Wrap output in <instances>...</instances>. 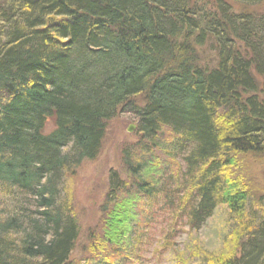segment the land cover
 <instances>
[{
	"label": "trees",
	"instance_id": "16d2710c",
	"mask_svg": "<svg viewBox=\"0 0 264 264\" xmlns=\"http://www.w3.org/2000/svg\"><path fill=\"white\" fill-rule=\"evenodd\" d=\"M237 1L244 12L221 1L0 0V264L135 262L159 201L190 231L228 208L222 250L197 247L193 264H264V195L243 177L246 157H264V0ZM119 112L136 118L138 141L121 153L126 177L108 171L98 229L76 255L64 181L98 158ZM154 153L184 154L182 172L151 166Z\"/></svg>",
	"mask_w": 264,
	"mask_h": 264
},
{
	"label": "rangeland",
	"instance_id": "374dc122",
	"mask_svg": "<svg viewBox=\"0 0 264 264\" xmlns=\"http://www.w3.org/2000/svg\"><path fill=\"white\" fill-rule=\"evenodd\" d=\"M217 1L227 4L234 13L244 12V5L237 0H205V3L202 0H195L197 6L200 7L205 4L208 6L207 9L211 10ZM262 7L263 5L259 6L258 10L261 11ZM202 8L204 9V7ZM249 9L257 10L256 7ZM212 60L213 54L208 47L202 48V63H210ZM106 125V134L98 158L92 162H83L73 175L67 176L64 181L63 187L80 229V236L75 246L76 255L80 254L82 248L87 244L89 232L98 229L99 207L106 192L108 171L116 170L121 178L126 177L122 168L121 153L125 147L133 146L138 141L137 121L133 115L127 112H119ZM130 127L132 131L128 132ZM52 129L53 124L49 120L45 125L44 132L48 133ZM175 155L173 162L168 163L170 161L164 154L154 153V157L151 156L147 162L151 166L157 165V163L162 166L169 164L173 167L171 169H177L181 173L184 154L175 153ZM244 166L243 177L245 184L249 186V190L257 197L264 195V157L257 159L248 156L244 160ZM158 171L159 169L153 170L155 173ZM151 178L153 179L154 175H151ZM164 178L163 176L162 179ZM144 179L147 178L144 177ZM169 184L171 182H168L167 185ZM161 205V201L156 203L152 207L154 214L149 215L150 222L146 226L144 223L143 226H140V235L146 232L153 238H142V245L137 248L138 260L129 261L127 264H177L176 262L178 264H193V257L197 255L195 248L200 246L205 249H214L212 252L216 251L217 255L219 254L216 249L219 247L220 251L222 250L221 236L223 237L222 232L224 231L222 223L229 216V210L225 205L219 204L214 208L212 216L205 221L198 231H190L185 228L183 221L175 220L174 214L166 207L161 209ZM125 225L127 226V224ZM125 225H122L123 229ZM231 238V234L228 233L227 240H231ZM161 247L164 248L161 249ZM207 251L209 250L207 249Z\"/></svg>",
	"mask_w": 264,
	"mask_h": 264
},
{
	"label": "water",
	"instance_id": "95a60500",
	"mask_svg": "<svg viewBox=\"0 0 264 264\" xmlns=\"http://www.w3.org/2000/svg\"><path fill=\"white\" fill-rule=\"evenodd\" d=\"M128 131L131 132V131H132V128L130 127V128L128 129Z\"/></svg>",
	"mask_w": 264,
	"mask_h": 264
}]
</instances>
